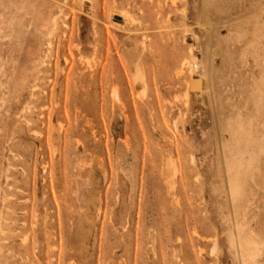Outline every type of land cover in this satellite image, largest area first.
Listing matches in <instances>:
<instances>
[{
    "label": "rangeland",
    "instance_id": "374dc122",
    "mask_svg": "<svg viewBox=\"0 0 264 264\" xmlns=\"http://www.w3.org/2000/svg\"><path fill=\"white\" fill-rule=\"evenodd\" d=\"M263 81L264 0H0V264H264Z\"/></svg>",
    "mask_w": 264,
    "mask_h": 264
},
{
    "label": "bare ground",
    "instance_id": "6f19581e",
    "mask_svg": "<svg viewBox=\"0 0 264 264\" xmlns=\"http://www.w3.org/2000/svg\"><path fill=\"white\" fill-rule=\"evenodd\" d=\"M12 6H13V3H12ZM128 14H129V13H128ZM54 20H55V19H54ZM29 28H30V27H29ZM185 60H186V59H185ZM187 60H188V59H187ZM191 68H192V67H191ZM137 70H138V69H137ZM139 73H142V72H139ZM139 73H138V72H135V76H134V77L136 78V80H137L138 82H140L141 84H144V83H143V80H141V79H144V78H141V76H144V75H141V76H140ZM263 82H264V81H263ZM192 85H193V88H194V89H197L198 86H199L200 84H199V83H193ZM198 89H199V88H198ZM262 92H263V90H262ZM187 94H188V93H187ZM185 95H186V94H185ZM253 96H254V95H253ZM187 97H188V96H187ZM188 98H189V97H188ZM251 102H252V101H251ZM187 103H188V102H187ZM263 114H264V113H263ZM262 117H263V116H262ZM235 121H236V120H235ZM235 121H234V122H235ZM230 122H231V121H230ZM234 125H235V124H234ZM233 128H234V127H233ZM234 129H235V128H234ZM241 129L244 130V127L241 128ZM246 130H247V129H246ZM177 132H178V131H177ZM230 132H231V131H230ZM239 132H240V131H239ZM241 132H244V131H241ZM246 132H247V131H246ZM246 132H245V133H246ZM245 133H244V134H245ZM248 133H249V132H248ZM247 135L249 136V134H247ZM248 136H246V140H245L246 142H247V138H248ZM240 137H241V135H240ZM240 137H238L237 139H238V140H240V139H245V138H240ZM251 138H252V137H251ZM248 140H249V139H248ZM250 140H251V139H250ZM259 140H260V139H259ZM241 141H244V140H241ZM261 141H263V139L260 140V143H261L260 145H261V146H259V145H258L259 143H258V144H256V147H257V148L262 147L261 149H264V147H263L264 144H263V142H261ZM234 142H235V141H234ZM237 142H238V141H237ZM246 142H242V143H246ZM236 144H238V143H236ZM251 144H252V143H251ZM233 145H234V144H233ZM244 145H245V144H244ZM239 146H240V145L238 144V147H239ZM245 146L250 147L249 144H248V145H245ZM238 147L235 148V150H236V152H238V153L241 152L240 154H243L242 152H244V155H242V156H245V155L248 154V155H247V157H248L247 159H249V158L252 156L251 153H253V152H249V151H248V153H245V148H247V147H242V146H241L244 150H242V148L239 147V148L241 149V150H240ZM251 149H252V148H250V151H251ZM255 149H256V148H255ZM237 150H239V151H237ZM259 150H260V149H259ZM232 151H233V150H232ZM260 151L262 152L263 150H260ZM249 154H251V155H249ZM235 156H236V155H235ZM242 156L240 157V155H239L240 159L242 158ZM257 156H258V155H257ZM254 158H255V157H253V158L251 157V159H254ZM235 159H236V158H235ZM238 159H239V158H237V159L235 160V162H238ZM242 159H243V158H242ZM243 160L245 161L246 158H244ZM254 160H255V159H254ZM254 160H250V162H251V161H254ZM233 161H234V160H233ZM246 162H248V160H246ZM244 163H245V162H244ZM251 163H253V162H251ZM253 164H254V163H253ZM236 165H237V166H236ZM236 165H234V166H236L237 168L239 167L238 170H241V169H243V168H245V170H246V168H248V165H246V166L243 165L244 167H243V166H239L238 163H236ZM241 167H242V168H241ZM248 169H249V168H248ZM233 172H234V171H233ZM240 172H241V171H240ZM242 172L244 173V170H243ZM246 173H247V172H246ZM235 174H236V173H235ZM235 177H236V176H235ZM235 185H237V184H235ZM235 185H233V187H234ZM239 185H240V184H239ZM235 187H236V186H235ZM237 187H239V186H237ZM233 190H234V188H233ZM234 192H236V191H234ZM236 193H238V192H236ZM233 195H234V194H233ZM236 195H237V194H236ZM236 197H238V196H236ZM249 239H253V238H249ZM256 240H257V239H254V242L259 244L260 242H258V241H256ZM254 242H253V243H254ZM249 243H251V242H249ZM255 243H254V244H255ZM260 245H262V244H260ZM257 246H258V245H257ZM245 249H246V248H245ZM246 250H247V249H246ZM249 251H250V250H249ZM249 251H248V253H249ZM248 253H247V255H248ZM250 255H251V254H250ZM254 258H255V257H254ZM251 260H252V259H251Z\"/></svg>",
    "mask_w": 264,
    "mask_h": 264
}]
</instances>
